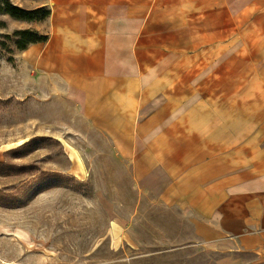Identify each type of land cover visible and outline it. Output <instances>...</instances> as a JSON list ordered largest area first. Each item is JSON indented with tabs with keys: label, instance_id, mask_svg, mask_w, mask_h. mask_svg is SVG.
<instances>
[{
	"label": "crops",
	"instance_id": "0c3cea01",
	"mask_svg": "<svg viewBox=\"0 0 264 264\" xmlns=\"http://www.w3.org/2000/svg\"><path fill=\"white\" fill-rule=\"evenodd\" d=\"M35 70L147 149L205 244L264 255V0H45ZM147 143V146L144 144Z\"/></svg>",
	"mask_w": 264,
	"mask_h": 264
},
{
	"label": "rangeland",
	"instance_id": "374dc122",
	"mask_svg": "<svg viewBox=\"0 0 264 264\" xmlns=\"http://www.w3.org/2000/svg\"><path fill=\"white\" fill-rule=\"evenodd\" d=\"M47 22L0 13V264H264L260 253L205 244L147 149L132 157L130 142L85 123L36 72L15 33L48 35Z\"/></svg>",
	"mask_w": 264,
	"mask_h": 264
},
{
	"label": "trees",
	"instance_id": "16d2710c",
	"mask_svg": "<svg viewBox=\"0 0 264 264\" xmlns=\"http://www.w3.org/2000/svg\"><path fill=\"white\" fill-rule=\"evenodd\" d=\"M0 13L10 16L12 19L21 22L34 23L47 20L51 16L50 9L39 8L35 10H26L13 5L9 0H0ZM18 38L16 45L21 51H25L29 46L46 43L48 35H41L30 30H21L15 33Z\"/></svg>",
	"mask_w": 264,
	"mask_h": 264
}]
</instances>
